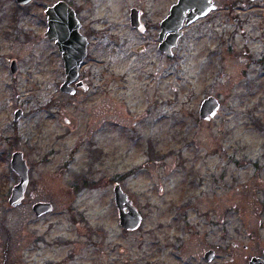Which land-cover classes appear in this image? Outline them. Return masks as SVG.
Returning a JSON list of instances; mask_svg holds the SVG:
<instances>
[{"label": "rangeland", "instance_id": "374dc122", "mask_svg": "<svg viewBox=\"0 0 264 264\" xmlns=\"http://www.w3.org/2000/svg\"><path fill=\"white\" fill-rule=\"evenodd\" d=\"M56 1L18 9L0 0V264L263 257L264 0H214L215 10L183 28L173 56L157 36L176 0H63L88 40L79 68L88 89L73 95L59 90L63 60L44 36V10ZM132 7L144 33L129 24ZM207 96L220 107L202 120ZM15 151L29 182L11 207ZM114 183L142 215L134 231L118 223ZM38 201L53 210L35 216Z\"/></svg>", "mask_w": 264, "mask_h": 264}, {"label": "water", "instance_id": "95a60500", "mask_svg": "<svg viewBox=\"0 0 264 264\" xmlns=\"http://www.w3.org/2000/svg\"><path fill=\"white\" fill-rule=\"evenodd\" d=\"M17 5L25 6L32 0H14ZM215 8L212 0H177L171 5L169 13L160 22V32L158 34V50L166 55H172V49L177 46L179 37L182 35L181 28L187 26ZM46 17V31L44 36L48 39H55V44L61 53L64 65V81L60 84V92L73 95L76 89L86 91L88 85L78 80L79 68L87 54V37L80 32L81 23L77 18L75 10L65 1L59 0L48 6L44 10ZM141 11L133 8L129 12L130 26L139 33H144L145 25L141 21ZM139 50H143L140 47ZM10 71L15 74L17 63L12 60ZM74 83V86L72 84ZM220 107L219 101L208 96L204 98L198 109L201 119L209 120L213 118ZM23 114L21 109L14 112V121H17ZM10 167L18 177L9 193L7 202L11 207H17L25 197L26 188L29 182V168L23 154L20 151L12 153ZM114 204L117 209L118 223L126 231L136 230L141 222L142 215L133 205L127 193L123 191L120 184L113 185ZM31 209L35 216L39 217L53 210L50 202L38 201L32 204ZM213 251L205 253L207 261L212 260ZM248 264H256V259L252 257ZM257 264H264V260L257 258Z\"/></svg>", "mask_w": 264, "mask_h": 264}, {"label": "flooded vegetation", "instance_id": "af4514ba", "mask_svg": "<svg viewBox=\"0 0 264 264\" xmlns=\"http://www.w3.org/2000/svg\"><path fill=\"white\" fill-rule=\"evenodd\" d=\"M177 1V0H176ZM213 1V3L215 4V8L213 9V10H215L217 7H218V5L214 2V0H212ZM251 3H254V4H256L257 3V0H246L245 2H242L241 3V5L243 6V7H245L246 5H249V4H251ZM174 4V3H173ZM171 7V6H170ZM170 7H169V9H170ZM133 8H136V7H132V8H130V10L131 9H133ZM137 9V8H136ZM130 10H129V12H130ZM213 10H210L207 14H206V16L211 12V11H213ZM168 12H169V10H168ZM206 16H204V17H206ZM204 17H201V18H204ZM201 18H199V19H201ZM198 20V19H197ZM196 20V21H197ZM161 22V21H160ZM195 22V21H194ZM144 24V23H143ZM192 24V23H191ZM188 26V25H187ZM184 27H186V26H183L182 28H181V31H182V35H183V28ZM159 28H160V23H159ZM145 31H146V27H145ZM144 31V32H145ZM159 32H160V30H159ZM159 32H158V34H159ZM181 35V36H182ZM180 36V37H181ZM158 37V36H157ZM179 37V38H180ZM179 40V39H178ZM159 44V43H158ZM177 44H178V42H177ZM158 47V46H157ZM177 47V46H176ZM175 47V48H176ZM140 49V47H138V51H142V50H139ZM174 49V48H173ZM173 49H172V55H169V56H173ZM163 54V53H162ZM166 56H168V55H166ZM79 80H81V79H79ZM82 81V80H81ZM84 82V81H83ZM115 184V183H114ZM119 184V183H118ZM208 251H213V258H212V260H210V261H207L206 259H205V253H207ZM205 253H204V255H203V257H204V259L207 261V262H211V261H213V259H215V253H217V251L215 250V249H213V248H210V249H208L207 251H205ZM262 256L263 257H261V256H257V251H256V254H255V256H253L255 259H256V264H257V258L258 259H261V260H264V249L262 250ZM249 262V261H248Z\"/></svg>", "mask_w": 264, "mask_h": 264}, {"label": "trees", "instance_id": "16d2710c", "mask_svg": "<svg viewBox=\"0 0 264 264\" xmlns=\"http://www.w3.org/2000/svg\"><path fill=\"white\" fill-rule=\"evenodd\" d=\"M18 6V5H17ZM19 7H22V6H18L17 8L20 9ZM95 185V184H94Z\"/></svg>", "mask_w": 264, "mask_h": 264}]
</instances>
